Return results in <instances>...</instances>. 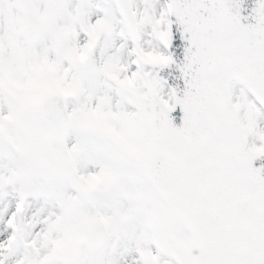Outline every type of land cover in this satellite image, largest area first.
Returning a JSON list of instances; mask_svg holds the SVG:
<instances>
[{
  "label": "snow or ice",
  "instance_id": "obj_1",
  "mask_svg": "<svg viewBox=\"0 0 264 264\" xmlns=\"http://www.w3.org/2000/svg\"><path fill=\"white\" fill-rule=\"evenodd\" d=\"M0 264H264V0H0Z\"/></svg>",
  "mask_w": 264,
  "mask_h": 264
}]
</instances>
